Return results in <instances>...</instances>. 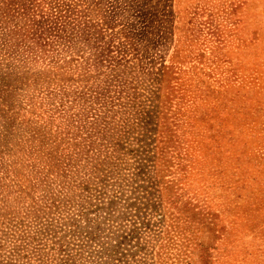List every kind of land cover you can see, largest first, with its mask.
Instances as JSON below:
<instances>
[{
    "label": "rangeland",
    "instance_id": "374dc122",
    "mask_svg": "<svg viewBox=\"0 0 264 264\" xmlns=\"http://www.w3.org/2000/svg\"><path fill=\"white\" fill-rule=\"evenodd\" d=\"M0 264H264V0H0Z\"/></svg>",
    "mask_w": 264,
    "mask_h": 264
},
{
    "label": "trees",
    "instance_id": "16d2710c",
    "mask_svg": "<svg viewBox=\"0 0 264 264\" xmlns=\"http://www.w3.org/2000/svg\"><path fill=\"white\" fill-rule=\"evenodd\" d=\"M34 1H36V0H34Z\"/></svg>",
    "mask_w": 264,
    "mask_h": 264
}]
</instances>
